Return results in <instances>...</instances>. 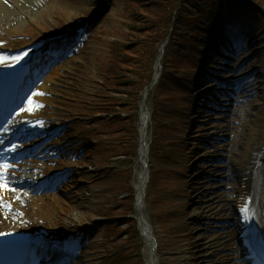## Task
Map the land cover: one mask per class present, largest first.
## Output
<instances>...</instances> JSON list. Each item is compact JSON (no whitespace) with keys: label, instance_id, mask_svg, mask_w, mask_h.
Masks as SVG:
<instances>
[{"label":"rangeland","instance_id":"rangeland-1","mask_svg":"<svg viewBox=\"0 0 264 264\" xmlns=\"http://www.w3.org/2000/svg\"><path fill=\"white\" fill-rule=\"evenodd\" d=\"M60 4L62 0H40V6L46 9L35 18L40 8L32 7V18L27 23L1 21L0 40L7 41V48H25L19 55L0 53V61L24 59L30 49L40 44L38 40L48 35L71 28L74 34L87 28L79 34L81 40L71 45L65 51L66 56L48 73L71 60L58 71L64 77H59L57 82L60 99L54 104L57 112L52 126H58L67 117H72L71 124L63 129L66 136L56 133L51 139L57 158L55 152L48 156H55L52 159L55 169L68 164L73 173L46 196L57 195L69 200L74 212L89 223L79 240L82 254L76 264H148L149 244L141 243L138 226L126 216L135 201L133 187L139 181L143 166L134 159L139 151V139L127 138L139 129V116L128 120L132 115L127 114L121 121L107 118L104 123L97 119L109 107L105 103L110 96L116 95L105 85L102 72L123 53L119 44L132 39L130 15L133 8L137 10L136 5H141L140 0H90L75 9L82 16L77 23H70ZM244 4L243 0H234V3L223 0L221 16L229 17L242 8L245 17L249 6ZM237 5L243 7L236 8ZM254 7L264 10V0H257ZM254 15H248L247 19L238 15L235 20L250 24L255 22ZM258 28L261 30L253 34L246 32L241 42L236 40L238 31L221 30L215 53L206 54L203 70L196 79L195 64L200 49L192 46L194 39L180 34L175 36L177 42L169 46L173 49L168 55L169 61L178 71L165 74L156 91L158 108L163 103L168 107L161 112L157 110L163 123L157 130L164 137L157 141L155 155L150 158V167L153 165L158 171L150 184L152 194L146 197L144 208L158 239L160 264H224L221 261L227 255L240 251L238 241L230 247L224 240L228 229L235 238L239 233L240 219L234 207L237 195L233 188L242 181L237 176L235 162L245 160L248 133L258 129L264 132V112H260L259 105L264 100V54L260 46L264 45V26ZM161 29L162 24L155 23L142 36L145 40L152 39L143 60L144 64L147 61L146 66L156 61L152 45L161 42L156 41L163 35L164 28ZM157 31L158 38L154 37ZM197 34L200 38L201 30ZM222 46L224 50L220 49ZM136 52L142 55L138 48ZM122 55L126 58L125 53ZM178 75L184 78L179 79ZM216 80H221L222 85L215 84ZM220 88L225 90L223 96L218 92ZM136 98L133 96L132 102L125 103V111L133 108ZM218 102L222 107L217 106ZM155 104L154 100L148 101L152 115ZM113 105L116 111L122 107V104ZM171 111L174 112L171 114ZM165 118L168 120L164 121ZM128 148L132 150V164L128 162L130 159L122 157ZM255 154L260 157L258 167L263 161L264 148ZM218 204L224 208L216 213ZM27 222L33 228L35 225L57 228L60 234L80 226L73 215L64 218L58 227H52L42 218H30ZM236 263H239L237 257Z\"/></svg>","mask_w":264,"mask_h":264},{"label":"bare ground","instance_id":"bare-ground-1","mask_svg":"<svg viewBox=\"0 0 264 264\" xmlns=\"http://www.w3.org/2000/svg\"><path fill=\"white\" fill-rule=\"evenodd\" d=\"M62 1L63 4H60L59 6L64 10L66 15L68 16L67 18L70 23H76L80 18H82V16L75 12V9L81 5H87L90 2V0ZM107 4L108 2L106 1L105 6ZM36 5L39 6L38 8H40V11L35 13V18L38 17L41 12L46 9V6H40V0H0V22H8L10 20H14L16 21L17 25L27 23L28 20L32 18L30 14V12L32 11L31 8ZM70 63L71 60H67L65 63H63V65H60L58 68H56L51 74L47 76L46 79L42 81L41 85L37 87L35 93L26 102L24 109L20 112L18 120L20 119L21 121H31L33 117L40 116L53 118V115H55L57 112V109L54 104H58V101L60 99L58 96L59 83L57 84V82L60 78L64 77V75L62 73H59L58 71H60L62 66H68ZM159 78L160 70L157 67L154 74V82L157 81ZM37 93H42V95H37ZM260 102V112H264V100ZM36 105H40V107H36ZM30 108H32L33 110L29 111ZM141 116V145L138 154V159L145 163L146 156L149 152V147L147 144V131L150 119L149 108L146 102L142 104ZM71 118L72 117H67V119L65 120H70ZM257 122L259 123V120ZM262 122L263 121H261V123ZM248 134V141L245 145V150L247 151L245 155V160H237L235 162V165L238 167L237 172L239 171L237 176L240 177L239 179L242 182L237 187L234 186L233 193H235L237 196L240 195V200H243L245 199V197H247L246 193H254L260 217V221L256 225V228L258 229V231H261L262 239L264 240V164L256 173L254 171L255 167L253 166L256 165V163L253 161L257 156L255 154V151L264 148V132L262 129H258L253 130ZM12 182L8 183L6 185V188L0 187V233H3V230L5 228V232L8 235H21L22 227L27 218H42L44 220H47L52 227H58L63 223L64 218H67V216L69 215H73L74 218L80 221L79 223L81 225L87 226L88 221L85 222L83 220L84 216L79 215L78 212H74L75 210L72 209L69 200L64 199V197L57 195H49V198H47L48 196L28 197L25 195V193H19L18 196L21 198H18L16 194L12 192ZM147 182L148 181L146 172L145 170H142L140 172L139 181L135 184V190L137 194L135 210L137 213L141 230L144 233L145 238L149 242L150 247L152 249L150 250V259L148 264H159V251L156 250L158 239L153 233L152 224L148 221L147 217L144 215L143 212L145 206L144 191ZM11 207H17V209L21 210V213L24 214L22 215L20 212H17L16 208L12 209ZM216 207L215 212L217 213L222 211L224 205L218 204ZM230 218L232 219V216ZM36 229H38V233L42 232L40 226L36 225ZM227 231L228 234H226L225 236L224 243H226L227 246L234 247L238 241L239 249H241L240 241L235 238V235L229 229ZM24 234H27L26 231H24ZM250 236L247 235V233H244L246 248L249 247L250 243L249 241H247V238ZM253 248L254 246H251L247 249V251L250 253H259L264 259V249L262 250L258 247V250L254 251ZM238 252L239 251L237 250L233 251L231 255H227L226 259L222 260L221 262H224V264H237L236 257L240 258Z\"/></svg>","mask_w":264,"mask_h":264},{"label":"trees","instance_id":"trees-1","mask_svg":"<svg viewBox=\"0 0 264 264\" xmlns=\"http://www.w3.org/2000/svg\"><path fill=\"white\" fill-rule=\"evenodd\" d=\"M140 3L141 5H136L137 10L133 8L130 15V30L134 33L132 37H136L140 42L144 40L151 44L152 39L145 40L142 36H144L148 28L154 26L155 23H160L164 26L166 24L168 25L177 7L180 6L176 15L177 19L180 17V21L193 18L192 16L196 15L199 17L210 15L212 17L217 5L221 3V0H140ZM207 12L209 13L207 14ZM183 26H187V23H183ZM187 28L188 27H185V29ZM159 31L154 33V37H159ZM159 39L156 41H159ZM119 45L123 47V51L130 48L126 47V43ZM116 67L117 64L109 68V71L112 72L111 74L109 73L110 76L116 74V71H114Z\"/></svg>","mask_w":264,"mask_h":264},{"label":"snow or ice","instance_id":"snow-or-ice-1","mask_svg":"<svg viewBox=\"0 0 264 264\" xmlns=\"http://www.w3.org/2000/svg\"><path fill=\"white\" fill-rule=\"evenodd\" d=\"M37 95H42V93H37ZM31 103V102H30ZM36 107H40V105H36ZM33 110L32 108L29 109V111ZM5 168L8 167V165H4ZM0 187H7L6 185H0Z\"/></svg>","mask_w":264,"mask_h":264}]
</instances>
